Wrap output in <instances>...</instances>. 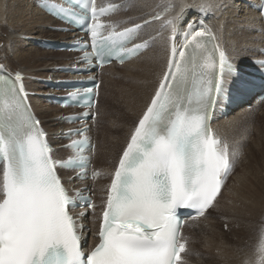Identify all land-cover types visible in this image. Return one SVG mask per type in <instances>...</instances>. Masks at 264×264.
Here are the masks:
<instances>
[{"label": "snow or ice", "instance_id": "6c2138e0", "mask_svg": "<svg viewBox=\"0 0 264 264\" xmlns=\"http://www.w3.org/2000/svg\"><path fill=\"white\" fill-rule=\"evenodd\" d=\"M192 6L199 21H189L184 29H178L177 16L165 19L174 4L152 17L169 31L166 70L111 173L99 242L87 255L81 247L82 225L72 214L74 197L57 168L86 171L88 138L72 141L75 157L53 159L46 133L27 103L24 77L0 64V264H185L184 221L178 212L194 210L192 219L203 217L232 169L228 145L211 128L213 110L218 100L227 99V76H237L241 90L253 86L205 23V16L219 7L217 0ZM83 7L86 13L80 16L58 11L90 21L92 55L101 66L113 57L123 62L148 46H128L141 24L117 30L101 22L118 5L97 9L96 0H88ZM99 175L93 172L94 179ZM88 206L95 209V204ZM255 264H264V232Z\"/></svg>", "mask_w": 264, "mask_h": 264}, {"label": "bare ground", "instance_id": "6f19581e", "mask_svg": "<svg viewBox=\"0 0 264 264\" xmlns=\"http://www.w3.org/2000/svg\"><path fill=\"white\" fill-rule=\"evenodd\" d=\"M35 1L36 0H0V13H3L1 15L3 21H0V33H6V35L3 36L0 34V64L8 68L11 66L15 70L21 69L24 71L27 76L29 89L33 91L34 95H37L31 98L34 109L38 116L44 121V128L49 134V139L55 146H59L65 141L64 132L67 129L64 123L59 119L60 114L64 111L58 107L49 105L47 102L48 99L44 96L48 94H61L62 92L45 88L46 84L41 82V80L59 81L64 78L73 79V76H66L73 74H65L63 70L81 68L82 64H76L74 55L72 54L57 55L52 51L48 52L42 50L37 44H41L44 41L70 43L72 34L57 32L56 28L58 25H56L53 19L46 16L37 8ZM120 1L123 2V4H128L130 2V0ZM247 1L253 2V0ZM198 2L199 0H134L127 8L133 11L132 14L135 15V17H146L164 5L174 4L175 7L173 11L168 14V18L177 16L178 19L175 21L177 24H186L189 21H194L199 18L200 14L197 9L192 6ZM217 4L219 7L214 8L205 18L208 23L217 28L221 42L225 46L232 61L235 64L243 65L249 60L250 56H253L255 52H259L261 47H264V35L262 33L260 17L257 12L245 4L244 0H217ZM184 5H187V7H184L183 12H181V7ZM5 24H7V27L3 32L2 26ZM159 33L162 34L158 36ZM140 38L141 40L138 42L149 41L150 50L144 55L146 56V60L143 64L136 65L141 59L139 58L135 62L130 63L126 69L119 71V73L123 75L121 83L128 82V84L120 85L117 91L114 85L115 81L111 80V78L115 76L114 72L109 70L104 73V87L110 79L108 83V88L110 87L111 90V101L109 102V106L114 105L115 111L112 113L111 108V112L108 109L107 114L104 111L106 119L108 120L107 123L109 124L106 129L102 131V134H100L103 138L99 139L101 142L104 141V143H102L101 154L98 155L97 147V154L95 156V164L97 167L101 168L103 172H108L115 158L123 149L124 146L120 150L121 146L125 145L127 141L126 138H128L134 123L145 110L159 82L160 76L165 71L167 39L161 25L159 23L148 25L141 32ZM38 55H41L44 59H40ZM108 73L111 75H107ZM75 79L79 80L80 77ZM121 86L124 87L121 88ZM249 105L255 108L259 104L252 102ZM245 107H247V105ZM245 107H240L230 114V116L238 115L236 118L228 116L227 118H221L217 124H215L218 137L229 146L234 158H236L237 155L230 146L229 141L231 140L235 144L245 145L244 139L248 131L246 122L243 121L239 115L252 113V111H248ZM101 110L102 117L100 120L103 118V106H101ZM49 111L53 112V114L49 115ZM251 115H253V113ZM252 129L255 136L253 139L250 138V144L245 146H248L247 156L258 161L264 157V132L262 133L261 129L257 131L253 127ZM98 131L99 127L93 132L95 137ZM104 135L106 139H104ZM56 154L58 157H63L66 152L57 150ZM115 154L117 156L113 158ZM242 161H244V158ZM70 183L72 184V182ZM102 186V181L96 184V188L99 190L102 189ZM226 191L227 188L220 195L215 207L209 211V216L211 213L218 210L222 213V217L232 218L228 222L231 223V226H234L237 222L235 229H233L235 231V236L239 237L242 235L245 239L249 232L248 227L253 224V221H250L252 218H249L255 216L259 208L258 205L261 196L257 194L258 196H256L255 201H253V199L250 201L248 200L249 198L244 201L243 198H241L243 195L242 187H238L231 198L232 204L234 203V205L230 204L231 206L229 205V207H221V199ZM261 192H264V186H262ZM254 203L255 205H253ZM209 216L202 222V224L204 223L205 229H203L200 237L195 235L197 231L192 232V234L190 233L192 239L196 241L200 239L201 241V253H197L199 254L197 260L199 264L202 263L200 257H202L203 254H209L211 257L213 256L212 260L210 258L208 259L212 262L215 261L213 251L216 249L217 243H215L212 238L216 239L214 234H217L219 237V234L215 230L219 223L208 222ZM225 220L226 219L223 221ZM248 220L250 224H245L247 226H244V223ZM81 221L86 225L90 221V218L88 215H85L81 218ZM199 230H201V228ZM84 234L91 236V231L85 230ZM220 235L221 237L223 236L221 233ZM218 247L219 246H217V248ZM224 250L222 249L223 252Z\"/></svg>", "mask_w": 264, "mask_h": 264}, {"label": "rangeland", "instance_id": "374dc122", "mask_svg": "<svg viewBox=\"0 0 264 264\" xmlns=\"http://www.w3.org/2000/svg\"><path fill=\"white\" fill-rule=\"evenodd\" d=\"M2 14L3 13H0V21H3L2 17H1ZM4 19H5V17H4ZM6 27H7V24L2 26L3 32L6 30ZM38 56L40 59H44V57H42L41 55H38ZM114 85L118 91V87L122 84L117 83ZM123 87L124 86H121V88H123ZM110 101H111V90L109 87V88H107V92H106V96H105V100H104V103L107 107H108V103ZM110 108H111L112 113H113L115 111L114 105L110 106ZM48 114L51 115V114H53V112L49 111ZM103 119H105L106 123H107L108 120L106 118H104V111H103V118L99 122V126H98L99 128H100V124L103 121ZM244 119L246 122L250 123L251 128L253 127L257 131H259L258 129H261L262 133L264 132V107H259V109L256 111L255 114L248 115ZM135 123H134V125H135ZM108 124L109 123H107L106 125L108 126ZM106 125H102L103 131L106 129V127H105ZM259 127H261V128H259ZM102 128H101L100 132H102ZM252 135H253V129H251V135L250 136H252ZM254 136H252L250 138L253 139ZM102 138L103 137L101 135V139ZM250 138H249L248 144H250V142H251ZM104 139H106L105 135H104ZM246 141H247V136L244 139L245 145H246ZM102 143H104V141H102ZM123 146L124 145L121 146L120 150L122 149ZM246 153L248 155V146H246ZM119 154H118V156H119ZM247 155L244 157V161H242L243 160L242 159L237 164L236 175L231 180V182L228 184L227 191L225 192V195H223V197L221 199L220 206L221 207H229L230 204L234 205V203L232 204L231 198L233 197V194H234V192H236L238 187H240V188L242 187L243 195L241 198H243L244 201L247 198H249L248 200H250V201H252V199H253V201H255L256 196H258L257 194H259L261 196L260 203H259V205L257 204L259 206V208L256 211L255 216L249 218V219L252 218L250 221H253V224L248 227L249 232L247 233V236L244 239L243 238L244 236H242V235L239 237L235 236V234H234L235 231L233 229H235L237 222L236 223L234 222L235 223L234 226L233 225L231 226L230 225L231 223L228 222L232 218L222 217L223 216L222 213L219 212L218 210L215 211L214 213H211V215L209 216L208 222L219 223L218 227L215 229L217 231V233L219 234V237L217 234H214L216 239L212 238V240H214V242L217 243L216 249L213 251L215 261L212 262V261H209V259H208V258H210L212 260L213 256L211 257V256H209V254H206V255L203 254V256L200 257L202 260L201 262L203 264H211V263L212 264H255V261L257 260V247L259 244L260 235L262 232H264V203H263L264 202V192L263 193L261 192V188H262V186H264V157L261 160L255 161L254 158L248 157ZM116 156L117 155L115 154V156L113 158H115ZM117 157L115 158V160L117 159ZM242 183L244 184V186ZM253 205H255V203ZM224 219H226V220L223 221ZM250 221L249 220L246 221L244 223V226H247L245 224H250L249 223ZM200 228H201V230H199ZM227 228H229V229H227ZM203 229H205L204 223L198 226V228L195 230V231H197L195 233V235H198L200 237ZM220 233L223 235L222 237H221ZM217 246H219L221 248H219V247L217 248ZM193 247H194V251H196V253H201L200 252L201 251L200 239H198L197 241L194 240ZM222 249L223 250L227 249V250H224V252H223ZM198 258H199V254H195L194 260L190 258V261H188V264H199V262L197 261Z\"/></svg>", "mask_w": 264, "mask_h": 264}]
</instances>
